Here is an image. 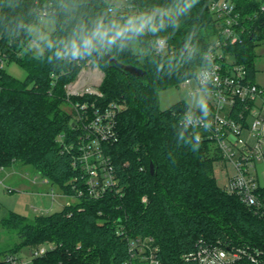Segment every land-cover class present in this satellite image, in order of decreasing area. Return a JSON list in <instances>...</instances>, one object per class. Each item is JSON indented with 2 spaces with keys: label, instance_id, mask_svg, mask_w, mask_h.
<instances>
[{
  "label": "trees",
  "instance_id": "16d2710c",
  "mask_svg": "<svg viewBox=\"0 0 264 264\" xmlns=\"http://www.w3.org/2000/svg\"><path fill=\"white\" fill-rule=\"evenodd\" d=\"M189 2L192 6L177 15L184 0H127L135 11L122 17L120 12H110L107 0H0V58L17 62L27 73L25 80H18L0 69V168L31 166L52 186L71 192L68 183L77 174L74 150L63 149L76 146L77 132L72 128V112L66 110L70 106L66 85L89 61L104 73L103 96L96 99L97 106L126 105L118 116L119 140L104 145L120 173L125 195L84 198L75 207L34 219L12 213L2 224L21 241L8 254L53 242L56 249L35 259L34 264H126L130 240L136 237L154 238L162 264H197L183 257L196 249L199 239L264 250V218L218 185L214 165L222 160L219 153L208 142H197L180 125L178 113L191 107L179 102L162 111L159 106V92L194 76L218 37V20L209 11L211 0ZM262 6L264 0H237L246 33L242 44L227 49L246 65L251 79L256 74V49L264 42ZM47 8L53 11L50 17L55 19L56 29L44 42V52L37 54L28 48L34 39L30 27L40 23V11ZM155 9L161 13L156 14ZM142 14H156L157 28L145 29L123 48L118 41L75 59L57 55L99 21L121 24ZM159 37L166 39L172 54L155 53ZM136 43L139 53L134 51ZM107 54L145 70V75H131ZM89 99L94 97H74L72 101ZM61 135L66 137L63 145ZM257 195L264 204V187ZM144 197L147 203L142 201Z\"/></svg>",
  "mask_w": 264,
  "mask_h": 264
},
{
  "label": "built area",
  "instance_id": "2783aa9c",
  "mask_svg": "<svg viewBox=\"0 0 264 264\" xmlns=\"http://www.w3.org/2000/svg\"><path fill=\"white\" fill-rule=\"evenodd\" d=\"M110 12H120L122 17L129 5L110 7ZM209 11L218 20V37L210 44L205 54L206 63L196 74L182 81L179 86L189 89L190 94H204L209 97L207 109L201 107L180 112L179 123L193 135L197 142H208L216 150L222 163L230 167L225 190L237 195L249 208L264 218V204L257 191L264 185L260 182L258 165L264 164V86L249 77L245 64L228 51L230 46L242 44L246 28L241 24L242 15L237 8V0H211ZM264 11V6H262ZM51 9H42L39 22L52 14ZM139 12V11H138ZM156 14L161 10L155 9ZM154 51L159 55L172 54L169 43L159 37L154 43ZM5 56L0 58V69L6 67ZM207 76V79L205 78ZM104 79L103 71L92 61L81 70L78 77L66 85L67 99L71 106L72 128L77 132L76 146L65 145L63 152L73 154L76 176L68 183L71 192L53 190L49 196L54 201L61 196L66 199L63 208L75 207L84 198L100 200L109 194L123 197L125 186L111 155L106 154L104 145L119 140L118 116L126 109L123 102H113L106 107L96 104L101 98L100 90ZM94 97V100L73 102L74 97ZM65 136L59 137L62 145ZM128 163L125 164V167ZM3 167L0 171H4ZM49 183L48 180L45 181ZM2 184V181L0 180ZM147 203V197L142 200ZM38 211L37 208L34 209ZM130 262L144 261L145 264H162L160 249L152 237H136L129 243ZM53 242H45L32 248L28 258L8 254L3 264H34V260L56 249ZM186 261L197 264H236L246 260L251 264H264V250L247 246H236L220 240L209 242L199 239L196 249L184 255Z\"/></svg>",
  "mask_w": 264,
  "mask_h": 264
},
{
  "label": "rangeland",
  "instance_id": "374dc122",
  "mask_svg": "<svg viewBox=\"0 0 264 264\" xmlns=\"http://www.w3.org/2000/svg\"><path fill=\"white\" fill-rule=\"evenodd\" d=\"M111 7L118 8L120 5H126L127 0H107ZM133 10L127 11V14H133ZM126 21L122 22L124 24ZM56 29V21L53 17L43 18L38 25L30 27V32L34 36L28 45L30 50L37 54L44 52V42L49 38L50 34ZM134 51L139 53V46L134 45ZM257 58L255 59L256 77L255 82L264 86V42L259 43L257 49ZM6 71L18 80H25L27 73L25 69L17 62H8L5 67ZM201 99L206 102L209 97L204 94H190L189 89L182 86H174L163 89L159 92V106L162 111L168 110L179 102L187 103L191 108L200 107ZM66 110L71 112V106H67ZM230 167L222 162H216L214 165V175L218 185L225 188L227 184V173H230ZM258 174L260 182L264 185V164L258 165ZM0 259L20 243L21 239L14 230L4 227L2 221L12 213H17L34 219L38 215H49L59 212L63 209L66 199L57 197L54 201L49 196L53 190L56 194H61V189L51 184H43L41 176L31 166L16 164L13 167L0 172ZM32 181L41 183L35 185ZM50 206L52 211H47ZM37 208L38 211L34 209ZM43 244V243H42ZM41 245V244H40ZM39 246V245H38ZM37 247V246H36ZM34 248V247H33ZM32 248H24L16 253L21 258H28Z\"/></svg>",
  "mask_w": 264,
  "mask_h": 264
},
{
  "label": "clouds",
  "instance_id": "9594fccd",
  "mask_svg": "<svg viewBox=\"0 0 264 264\" xmlns=\"http://www.w3.org/2000/svg\"><path fill=\"white\" fill-rule=\"evenodd\" d=\"M191 2L184 0L183 7H178L176 14L179 15L190 8ZM163 13L161 15H164ZM156 14L129 17L124 24L111 23L105 25L103 21H99L94 28L90 31H84L79 34L75 39L69 41L62 52L57 55H67L73 59L82 57L86 54H91L101 47L110 48L112 45L120 42V47L125 46V42L135 36L142 34L145 29L155 30ZM207 79V76H205ZM200 107L204 110L207 109V102L203 99L200 101Z\"/></svg>",
  "mask_w": 264,
  "mask_h": 264
},
{
  "label": "water",
  "instance_id": "95a60500",
  "mask_svg": "<svg viewBox=\"0 0 264 264\" xmlns=\"http://www.w3.org/2000/svg\"><path fill=\"white\" fill-rule=\"evenodd\" d=\"M107 57L114 64L121 67L123 70H125L126 72L130 73L131 75H133L135 77H142L145 75V70H143L139 67L133 66V65L123 64V63L119 62L112 54H107ZM150 170H151V173L154 174L155 167L153 164H151Z\"/></svg>",
  "mask_w": 264,
  "mask_h": 264
},
{
  "label": "crops",
  "instance_id": "0c3cea01",
  "mask_svg": "<svg viewBox=\"0 0 264 264\" xmlns=\"http://www.w3.org/2000/svg\"><path fill=\"white\" fill-rule=\"evenodd\" d=\"M255 77H256V74H255ZM255 77L253 78V80H255ZM254 82H255V81H254ZM5 170H6V169H5ZM5 170H4V171H5ZM0 172H1V171H0ZM42 179H43V178H42ZM45 181H46V179H43V180L41 181V183H43V184H50V183H46ZM32 183L35 184V185H39V184H41V183H38V182H36V181H32ZM53 203H55V201L52 202V204H53ZM53 205H54V204H53ZM46 209H47V211H52V209H51L50 206H48ZM51 214H52V213H51Z\"/></svg>",
  "mask_w": 264,
  "mask_h": 264
}]
</instances>
